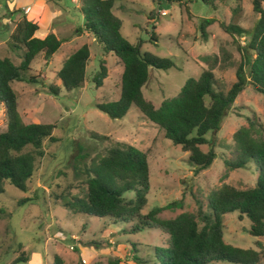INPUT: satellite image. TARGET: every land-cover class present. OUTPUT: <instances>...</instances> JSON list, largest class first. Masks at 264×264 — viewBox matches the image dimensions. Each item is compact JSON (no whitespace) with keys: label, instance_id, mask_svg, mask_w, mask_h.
Instances as JSON below:
<instances>
[{"label":"rangeland","instance_id":"374dc122","mask_svg":"<svg viewBox=\"0 0 264 264\" xmlns=\"http://www.w3.org/2000/svg\"><path fill=\"white\" fill-rule=\"evenodd\" d=\"M61 22L70 24L61 34L58 48L48 61L37 53L24 73L39 74L32 81L10 82L16 92V109L23 122L54 123L51 134L55 140L45 139L42 155L36 156L35 168L25 189L4 183L0 192V264H8L22 251L25 261L13 264H51L52 255L58 254L65 264H109L117 258L118 264H158L154 248L163 247L165 234L157 228H143L137 232H124L131 223H109L105 217H87L72 212L61 205L59 195L70 182V194L81 195L85 169L98 153L111 147L115 141L127 142L146 152L148 166V190L146 202L140 209L162 206L179 200L181 207L162 209L159 217H171L182 210L194 212L195 199L205 202L208 191L221 183L236 187L254 184L256 170L249 161L241 167L229 168L224 159L233 157L232 131L246 124V117L253 116L264 127V94L246 84L227 108L219 128L205 133L208 143L201 144L206 150L211 143L216 153L211 163L194 173L187 161V152L164 137L163 131L145 119L135 106H130L121 117L112 118L95 107V101L115 99L119 90L121 64L111 52H102L90 33L77 32L81 27L80 0H64ZM180 3V4H179ZM240 10L235 22L250 29L256 20L251 0H217L215 8L200 0H115L111 11L120 21V33L130 43H139L140 51L168 57L172 65L167 68L148 67V77L141 87L143 97L157 106L163 98L174 95L188 77H196L208 64L203 55H215L211 64L216 85L226 89L234 80V70L239 61L237 44L242 45L247 35L231 37L219 22L232 20L231 10L236 4ZM264 6V2H262ZM164 8L166 14L155 13ZM151 13V18L147 17ZM0 0V19L8 15ZM212 17L204 25L201 35L199 22ZM154 27H151V26ZM13 22L1 23L0 41L5 39ZM70 33L69 36H67ZM65 37V38H63ZM236 40V42L234 41ZM82 43L89 47L82 87L66 90L55 78L61 60ZM9 56L14 63L19 58L12 52L7 40L0 42V56ZM103 61L106 75L95 86L91 75ZM210 66V65H209ZM58 85V93L47 90V84ZM3 105L0 104V131L5 129ZM106 135L96 138L92 134ZM28 149V147L24 148ZM94 158V159H93ZM132 191L124 192L131 197ZM222 239L239 247H254L257 237L246 232L248 219L237 218L236 212L221 215ZM72 246V248H69ZM134 248V249H132ZM207 264H233L212 261ZM259 264H264V257Z\"/></svg>","mask_w":264,"mask_h":264},{"label":"trees","instance_id":"16d2710c","mask_svg":"<svg viewBox=\"0 0 264 264\" xmlns=\"http://www.w3.org/2000/svg\"><path fill=\"white\" fill-rule=\"evenodd\" d=\"M114 1L80 0L78 7L82 15L81 28L91 34L102 52H111L121 64L117 97L95 101V107L116 118L124 115L130 106H135L145 119L163 131L165 138L187 152V161L194 173L204 169L216 155L211 143L206 150L200 148L201 144L210 142L205 133L219 128L227 108L246 84L264 94V0H251L256 20L250 29H244L235 22L241 8L238 3L231 10L232 20L219 22L231 37L234 34L247 35L244 44H237L239 61L234 70L235 78L228 88L216 85L211 69L216 56L203 55L201 57L208 66L203 67L196 77L186 78L174 95L163 98L157 106L143 97L141 87L147 80L148 67L164 69L171 66L172 61L168 57L140 51L139 43L132 44L121 35V21L111 11ZM153 1L156 4L161 2ZM200 1L214 9L217 0ZM151 16L149 12L147 17ZM212 20V17H206L199 22L203 37L204 25ZM36 28L35 22L20 17L7 39L9 49L19 58L18 62L14 63L7 55L0 56V102L6 122L5 129L0 131V192L4 183L25 189L36 166L34 160L42 155L43 141L55 140L51 134L54 123L21 120L16 109L17 95L10 85L13 80L33 81L36 75L39 76L28 74L25 77L31 60L40 52L43 60L47 61L61 42L52 32L41 38L34 36ZM88 57V44L82 43L61 60L55 77L66 90L82 87ZM105 75L106 68L100 60L91 81L98 86ZM47 90L55 95L58 85L48 83ZM245 119L246 124H240L231 133L233 157L224 159V164L235 168L251 161L256 170L254 184L236 187L223 182L208 191L205 202L195 199L194 212L182 210L171 217L157 215L164 208H180L179 200L140 212L148 190L146 152L124 141H115L91 160L84 171L86 177L80 182L83 184L81 195L70 194L68 182L54 198H60L61 205L70 211L80 212L89 218L105 217L109 223H131L124 232L159 229L165 234L166 244L154 248L158 264H207L217 260L259 264L264 257V244L258 239L254 240V247L234 246L222 239L221 215L232 211L236 212L238 219H248V234L255 237L264 235V127L256 117L247 116ZM92 136L107 138L96 133ZM26 147L28 149H24ZM126 191H132V196L125 197ZM1 213L0 208V216ZM25 260L22 251L8 264ZM108 262L118 264V259L110 258ZM51 264H64V261L54 253Z\"/></svg>","mask_w":264,"mask_h":264},{"label":"crops","instance_id":"0c3cea01","mask_svg":"<svg viewBox=\"0 0 264 264\" xmlns=\"http://www.w3.org/2000/svg\"><path fill=\"white\" fill-rule=\"evenodd\" d=\"M1 1H3L7 13H9L8 15L2 16V18L0 19L1 23L3 24L6 23V21H8V23L13 22V27H14L15 21H17L20 17L24 16L27 20L36 23L37 28L34 30L33 35L39 38L43 37L48 32H52L58 38L61 39L60 36H62L61 34L64 32L63 29L65 26L68 32L71 31L70 24L67 25L65 22H61L62 19L64 18L62 17L63 8L64 6H66L64 0H1ZM64 9L66 10L67 7H65ZM80 20H81L80 22L82 23V15L80 17ZM12 29L13 28L8 30L5 39L1 40L0 42L3 43L8 39V35L12 31ZM74 30L77 32L87 33V31H85L80 26L79 29L75 28ZM67 34H68L67 36L70 35V33ZM56 79L57 82L59 83V79L58 78ZM0 104L2 105L1 102ZM256 237L262 244H264V235H260Z\"/></svg>","mask_w":264,"mask_h":264},{"label":"built area","instance_id":"2783aa9c","mask_svg":"<svg viewBox=\"0 0 264 264\" xmlns=\"http://www.w3.org/2000/svg\"><path fill=\"white\" fill-rule=\"evenodd\" d=\"M155 13L160 14V15H164V14H166V10L164 8L156 9ZM69 248H72V246H69ZM80 262L83 263L84 262V259L81 258L80 259Z\"/></svg>","mask_w":264,"mask_h":264}]
</instances>
